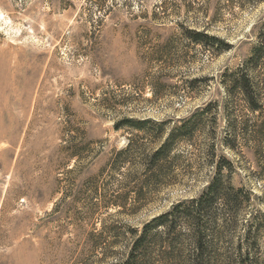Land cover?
I'll return each mask as SVG.
<instances>
[{
	"label": "rangeland",
	"instance_id": "rangeland-1",
	"mask_svg": "<svg viewBox=\"0 0 264 264\" xmlns=\"http://www.w3.org/2000/svg\"><path fill=\"white\" fill-rule=\"evenodd\" d=\"M262 28L264 0H0V264L123 260L131 229L199 196L213 174L206 151L227 133L217 154L251 193L228 250L247 220L263 228L264 107L225 85L243 71L264 98ZM208 105L205 133L177 147L183 185L137 200L139 169L118 152L157 144L116 124L169 131ZM252 254L264 264V234Z\"/></svg>",
	"mask_w": 264,
	"mask_h": 264
},
{
	"label": "trees",
	"instance_id": "trees-1",
	"mask_svg": "<svg viewBox=\"0 0 264 264\" xmlns=\"http://www.w3.org/2000/svg\"><path fill=\"white\" fill-rule=\"evenodd\" d=\"M260 35L261 43L254 56L264 59V28ZM198 36L197 42L201 43L207 37ZM225 85L230 96L239 91L251 111L259 112L264 107L259 86L247 73L242 71L234 80L227 79ZM209 108L211 105L197 109L190 118L179 120L169 131L165 128L166 122L151 119H124L116 124V130L131 127L157 144L153 148H137L130 140L128 146L118 152L123 163H134L139 169L133 190L137 200L161 189L183 185L177 174L182 156L176 153L177 147L183 142L193 143L197 135L205 133L204 119ZM230 138L231 133H227L223 141L213 139L210 143L206 156L213 174L199 196L179 200L168 211L145 222L141 230L131 229L128 251L123 260L115 264H146L152 257L150 248L156 250L155 264H255L252 248L258 236L264 234V215L263 228L258 222L262 216L249 219L243 225L244 234L238 237L234 253L227 246L233 243V233L238 230L237 215L251 199L249 191L233 182V162L217 154L219 147ZM136 155L139 162L135 163L132 157ZM127 198L126 195L123 199L127 201Z\"/></svg>",
	"mask_w": 264,
	"mask_h": 264
}]
</instances>
